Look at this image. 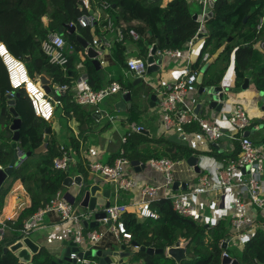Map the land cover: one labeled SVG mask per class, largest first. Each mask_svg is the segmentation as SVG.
<instances>
[{"label":"trees","instance_id":"16d2710c","mask_svg":"<svg viewBox=\"0 0 264 264\" xmlns=\"http://www.w3.org/2000/svg\"><path fill=\"white\" fill-rule=\"evenodd\" d=\"M104 1L110 5L107 13L116 26H120L122 21L130 25L124 29L126 37L133 39L130 35L131 29L138 34L135 42L140 48L138 54L140 57L146 58L154 44H157L158 50H185L188 40L195 37L201 27V23L193 18L194 12L187 0H170L166 4H162L161 0ZM98 7L99 2L95 0L92 8L97 10ZM88 12L89 9H85L80 0H0V42L5 44L12 56L24 63L31 78L39 81L37 74L49 78L52 93L55 92L56 86H69L59 96L61 102L55 106L54 120L46 121L36 115L26 90L14 89L11 86L7 68L0 56V136L3 140L0 146V165L8 166L15 152L12 147L14 131L11 129L14 116L9 110L8 94L14 95L16 110L22 120L18 146L24 153L33 152L0 188V214L17 180L22 181L32 200L31 205L25 208L16 220L7 221L6 227L7 229L9 227L13 234L6 235L5 240L0 242V264H18L15 254L12 252L5 254L4 247L21 238L24 221L40 207L50 203L59 190L65 189L64 180L68 173L66 170L55 168L54 161L61 156V146L67 147L76 155L79 154L80 149L79 139L68 124L69 120L77 121L79 135H82L85 131L83 126H87L95 113L94 109L78 104L75 100L74 79L79 78L81 73L75 67L79 62L84 64L82 72L87 73L90 88L98 90L106 84L102 69L97 70L86 54L81 60L68 51L69 62L64 68L52 63L43 51L44 41L50 34L57 32L64 36L74 53L84 52L82 44L76 38L77 33H69L66 26L71 22H77L79 17ZM213 12L214 16L204 23L208 35L204 38L194 68H201L206 63L203 59L206 53L211 57L220 47L225 46V49L204 74L202 85L219 86L233 56L235 87L242 88L246 73L252 69L255 87L259 91L264 90V51L254 48L258 39L264 37V27L260 31L257 30V24L264 14V0H216ZM105 14L106 12L103 13V17ZM134 21H139V24H132ZM78 29L82 30L80 35L91 43L94 37L102 36L98 26L78 27ZM233 34L234 38L228 43V37ZM125 47V41L118 42L107 55L110 68L115 66L127 69ZM26 56H30V60H26ZM11 58L9 57L8 60ZM22 71L24 72V68ZM138 84L122 86L123 91L131 90L133 98L137 100L127 112V121L130 124L137 122L141 113L138 106L140 105ZM149 91L151 94L153 90L149 88ZM55 120L59 122L62 130L51 133L45 150L36 153L35 150L44 143L46 128L50 130ZM184 129L186 132H193L200 130V127L197 123H192L185 125ZM121 148L125 149V156L130 162L139 160L146 165L151 158L167 157L183 161L201 154L199 150L188 144L171 140L165 135L151 138L137 131L129 132L125 143L120 139V147L117 151L119 152ZM239 153L240 148L238 152L216 154V156L225 159V163H228L237 159ZM116 158L115 154L109 163L113 164ZM81 171L86 178L88 172L82 168ZM121 196V201L127 200L124 192ZM151 207L157 213L156 218L141 219L132 212L124 215L127 230L132 235L131 241L135 239L140 245L165 249L175 245L179 240H189L186 248L188 258L181 264H223L222 243L231 235L229 219H222L218 225L210 224L207 227L200 219L178 213L172 201L163 197L153 201ZM227 251L238 261V264H264L262 230L259 229L243 249H227ZM90 258L98 260L95 257L90 256ZM140 259H143L145 264H177L175 259L166 256L165 253L150 255L141 250L133 253L130 262ZM33 263L49 264V257L42 251L33 257Z\"/></svg>","mask_w":264,"mask_h":264},{"label":"built area","instance_id":"2783aa9c","mask_svg":"<svg viewBox=\"0 0 264 264\" xmlns=\"http://www.w3.org/2000/svg\"><path fill=\"white\" fill-rule=\"evenodd\" d=\"M95 0H80L81 5L85 9L93 10V13H85L79 17L77 22L69 23V27H95L100 28L101 37H94L92 45L98 52V59L101 65H106V55L109 50L114 48L115 44L125 39L124 29L130 26L122 21L120 26H116L115 22L107 13L110 7L109 3L104 0H98L99 11L92 8ZM201 2V26H203L204 17L213 10L212 0H187L188 3ZM214 1V0H213ZM215 3V1H214ZM106 12L103 17V13ZM264 27V14L257 24V30L260 31ZM201 27L199 28L200 31ZM130 34L138 38V34L134 29L130 30ZM197 34L195 35V37ZM193 37L192 39H194ZM67 42L60 33H52L43 43V51L49 56L52 63H56L64 68L69 62L68 51L73 48L70 45L66 52L65 46ZM191 44H193L191 42ZM190 44V45H191ZM104 47L103 49L101 47ZM190 47V46H189ZM264 49V42L262 43ZM157 55L163 54L165 57L174 59L185 58L186 51L183 49H164L157 50ZM151 52V51H150ZM149 52V54H150ZM87 55V49L81 52ZM148 54V55H149ZM0 56L6 64L10 84L14 89L23 88L32 103L33 109L39 117L46 121H51L54 117L55 106L60 104L59 96L65 92L69 86H56L54 95L47 94L40 80L36 81L29 76L24 63L10 54L5 44L0 42ZM13 58L21 63L24 68V75L19 74L10 66L8 58ZM148 57V56H147ZM147 57H130L127 61L126 74L132 72L135 77H146L148 67ZM210 55H204V61H207ZM194 63L190 62V58L185 65H182L180 74L177 78L162 73L160 77L155 79L156 83H151L159 97L158 105L162 117L161 125L165 132H169L174 128H182L185 125L197 123L207 140L214 144H219L225 134L229 135L231 140L239 142L240 153L237 159H233L226 166H216L213 169H207L208 172L200 176L197 184L187 182L185 190L182 184L176 191L173 186L176 182V173L183 165L184 161L173 160L167 157L151 158L148 167L162 176V180L155 184L138 182L132 174L127 171V166L131 162L125 156V149H120V155L113 164L104 163L99 159H92L88 164V172L93 181L99 184H107L111 188V204L108 207L100 206L95 210L84 208L79 210L78 206L70 203L63 192H57L56 197L48 204L40 207L31 217L24 221L21 231V237L30 236L31 233L39 228L45 220V216L49 213H55L58 216V223L70 230L71 238L80 247H89L92 249L102 242L108 233L116 238L132 239L131 233L127 230L124 221V215L133 212L138 218H156L157 213L153 211L151 203L159 198L170 199L174 209L188 217L199 219L205 215L201 210L204 209V202L200 198L203 193L214 194L220 197L218 204L222 205L223 212H218L215 202L209 205V216L211 224L215 225L218 220L224 218L227 210L231 209V235L224 240L227 244L233 242L236 247H243L252 239L256 232L261 229L264 234V142L257 143L250 136H245V131L254 125V120L250 116L245 105L240 101L227 100L223 106L224 117L229 122V131H224L221 124V118L217 116L211 118L202 117L194 112V107L187 103L192 87L196 86L199 68H194ZM75 100L81 105H98L102 103L108 96L123 91L120 82L112 81L109 85L94 90L89 87L87 78L81 77L74 82ZM228 106H230L228 108ZM221 111V112H222ZM111 120L115 118L113 115L108 116ZM131 131L140 132L142 126L131 124ZM128 132V133H129ZM127 133V134H128ZM127 134L123 135L122 142L127 141ZM180 138L183 141L188 140L187 133H181ZM74 153L65 146H61V156L54 161V166L60 170H68L69 166L75 161ZM249 169V171L245 169ZM245 177L240 178V175ZM1 188V186H0ZM189 188V190H188ZM137 190V196L131 198L130 204H122L114 200L118 198L120 191ZM188 190V191H187ZM130 205L136 209L131 210ZM81 206V205H80ZM82 207V206H81ZM102 211L106 214L105 221L111 220V225L104 229L85 228L84 221H94L95 213ZM222 218V219H221ZM207 219V223H209ZM7 227L0 223V242L5 240ZM65 233L49 237L51 243L54 239L64 240ZM89 250V249H88ZM87 251V250H84ZM230 257L227 249L223 251V258ZM71 258H76L78 264H98V260L90 257H78L77 253H72Z\"/></svg>","mask_w":264,"mask_h":264},{"label":"crops","instance_id":"0c3cea01","mask_svg":"<svg viewBox=\"0 0 264 264\" xmlns=\"http://www.w3.org/2000/svg\"><path fill=\"white\" fill-rule=\"evenodd\" d=\"M195 13L200 14V11H196V12H194V14ZM132 24H139V21H134ZM131 37H132V35H131ZM204 38L197 40L196 42L191 44L190 47H186L185 58L181 59L180 61H178L179 59L164 57L161 71L157 72V76L164 73V74H168L169 76H174L175 78H177L180 74V70L182 68V65H185L188 62L189 58H190L191 63H194L197 61V58L199 57V54H200V51L202 48V43L204 41ZM135 40H136L135 37H133V39H131L129 36L126 37V35H125L124 41L126 42V47H125L126 60L128 58L134 57V56L140 57V56H138V54H140V48L136 44ZM151 49L152 48H150L149 52L151 51ZM112 50H113V48L108 51L107 55H109ZM71 52H74V50H72ZM67 55L69 57V53ZM80 55H81V57L79 56L80 59L83 60L85 58V55H82L81 52H80ZM107 55H106V60H107ZM157 57H158V55H157ZM210 58H212V56ZM208 60L206 61V63L208 62ZM5 66H6V64H5ZM201 68H199L200 73H201ZM75 69L81 73L79 75V78L74 79V82L77 81L78 79H80L81 77H85V78L88 77L86 72H82V70L84 69V64L82 62H79L77 64V66L75 67ZM101 69L102 70L104 69L107 71L106 72L107 73L106 79L103 76L105 83H106V84H103L104 85L103 87L109 85L112 81L120 82L119 80H117L116 77L121 75V74H123V75L128 74V73L126 74V70L123 68L120 69V68L115 67V66H114V68H110L108 60H107L106 65H104V66L101 65ZM235 80H236V73H235V69H234V60H233V56H232L230 65L225 72V75L223 77L221 84H223L224 87H228L230 89L229 90V98L231 100L240 101L245 105L250 116L254 120V125L249 129V131H250L249 136L251 138H253L252 135L258 132V133H260V136L256 139H254V141L257 143H263L264 142V110L260 106H258L257 101H255V99H254V97L257 95L258 89L255 87V85L253 83V79H251L249 88L247 90H243L242 88L240 90H237V88L235 87ZM142 81H144V80H142ZM154 83H156V81ZM149 88L153 90V91H151V94H150ZM198 89H199V84L198 85L196 84V86L192 87V89L190 90L189 96L187 97V103L190 106H193L194 108L197 104L198 99L200 98V96L198 94ZM138 92H140V100H139L140 105H138V106L141 109V113L139 115L138 121L134 122V123L136 125L142 126L145 130H147L148 134H146V135H148L151 138H158L161 135H165L166 137L170 138L171 140L178 141V142H184V143L188 144L190 147H192L196 150H199L201 152V154L199 156H197L199 158L198 164L202 169V171L200 173H197L195 170L192 169V167L189 165V163L187 161L188 159L183 160L184 161L183 165L179 168V170L176 173V182H179V185L182 184L183 190H185V188L183 187V183L189 182V183L197 184L198 180L200 179V176H202L203 173L208 172L209 169H213L216 166H225L227 164V163H225V159H223L221 157H217L216 154H218V155L219 154H225V153L231 154L232 152H235V151L238 152L239 142L231 140L229 135H227V134H225V136H223V138L219 142V144H214V143H211L207 140V138L202 133L201 129L200 130L198 129V130L193 131V132H189V131L186 132V130L184 129V126H183L182 128H174L173 130H171L169 132L163 131L162 125H161L162 117H161V114L159 111V105H158L159 97L157 96L158 100L155 101V103L153 105L151 104V102H152L151 95L156 93L154 86L150 83H148V85H147L144 81L143 88L138 89ZM52 94H54V93H52ZM115 94H117V93H115ZM115 94H113V95H115ZM107 99H108V97L102 103H100L98 105H84V106H87L91 109H94L95 113H97V114L93 115L91 117V120L87 124V126L86 125L83 126L85 128L84 129L85 131L82 135H79V129L77 128V121L76 120L72 119V120H69V122H68V124L74 129V132L79 139L80 149H79V154L74 155L75 161L69 166L68 170H66V171H69V173L67 172L68 176H72L75 178L78 176H81L83 178V180H82L83 183L85 182L86 178L84 176V172L81 171V168L85 169L88 172V164L90 163V161L92 159H99L104 163H109L111 161V158H113L115 156V154H116V157L118 158V156L120 155V150L118 152L117 149L120 147V139L122 140L121 137L123 135L127 134L131 130V128H130L131 124H134V123L130 124L127 121V116H128L127 112L130 108H127L124 111H118L114 107V103L121 99V95L116 97L115 99H113V101H108ZM132 103H137V100L132 98ZM215 113H216V111L213 109L204 108V112L200 115L205 116V118H207V117L211 118V117L216 116ZM109 115H113V116H115V118L113 120H111L108 117ZM218 118H221V124L224 127L225 132H227L228 134H229V132H231V133L234 132L233 130L229 131V127H230L229 122L223 116V114H222V117H218ZM60 130H62V129H60L59 122L57 120L53 121V123L51 125L50 132H49V136L51 133L59 132ZM181 133H187L188 134V140L183 141L180 138ZM0 140H2L1 136H0ZM141 163H143V162H141ZM1 166H3V165H1ZM73 168L75 170L74 174H72ZM127 171L129 174H132L134 176V178L139 183L142 182V183L155 184V183H158L159 181L162 180V176L159 175L158 173L152 171L148 167V165H146L145 169L138 172L130 164L129 166H127ZM88 175H90L89 172H88ZM8 177H7V179H8ZM243 177H245L244 174H242V176L240 175V178H243ZM101 185L104 188H110V186L107 184H101ZM179 185H178V187H179ZM67 190H68V188L65 186V189L63 191L62 190L61 191L65 195ZM175 190L178 191L179 188L175 189ZM188 190H189V188H188ZM122 192H124V194H126V196H127V200H125V201H121L122 200V196H121ZM137 193H138L137 190H133V191H124L123 190V191H120L118 198H114V200H116L122 204H130L131 198H134L135 196H137ZM128 195L131 198H129ZM200 198L204 202V209L201 211L204 212L205 215H202L199 219L201 220V222L208 224L210 226L211 220L209 218H207V219H209V223H207V219H206V217L209 216L208 215L209 214V205H211L215 202L217 209H218V212L219 211L223 212V210H221L223 208V206L218 204L220 197L218 195L216 196L214 194L203 193V195H201ZM81 201L82 200L79 197L78 200L75 202V206H78L79 210H83L85 208L81 205ZM31 202H32L31 196L26 191L24 184L22 183L21 180H17L14 183V186H13L10 194L7 196V198L5 200V205H4L2 212L0 214V223H3L6 225L7 221L16 220L19 217V215L21 214V212L25 208H27L31 205ZM130 209L134 210L136 208L132 207L130 205ZM231 214H232V210L228 209L227 214H224L222 217L224 219L225 218L229 219L230 227H231ZM57 217L58 216L55 213L47 214L45 216V220L42 223V225L39 228H37L36 230H34L30 235V237L35 242L40 244V246H41L40 252L44 251L48 255L49 264H51V260L54 259V255L61 251V249L63 247V244H62L63 241L66 239L72 240L70 230H67L66 227L61 226L57 222L58 221ZM220 221L221 220H218L214 224L218 225ZM105 227L106 226L102 225L98 229H104ZM62 232L65 233L64 240L60 241V240L54 239L53 242H51V243L48 241L49 237H55L56 235L61 234ZM12 234H13V231L11 229H9V227H8L6 235L12 236ZM180 241L182 242L184 240H180ZM113 242H117L118 245L126 244L127 245V251L131 252V255H130L128 261L125 262L124 264H145V261L143 259L135 260L134 262L131 263L130 259L133 255V253L138 251L139 249L135 248L134 246H131L130 240H125L122 237L116 238L111 233H108L106 235V237L102 240V242L93 248L108 249L111 246V243H113ZM244 247L245 246L236 247V248L243 249ZM227 248H228V244H227ZM227 248H225V249H227ZM81 249L82 250H88L90 248L86 246V247H81ZM166 256H168V255H166ZM230 257H232V256H230ZM232 258H234V257H232Z\"/></svg>","mask_w":264,"mask_h":264},{"label":"water","instance_id":"95a60500","mask_svg":"<svg viewBox=\"0 0 264 264\" xmlns=\"http://www.w3.org/2000/svg\"><path fill=\"white\" fill-rule=\"evenodd\" d=\"M216 1V0H214ZM214 1L212 0L211 5L214 6ZM90 14L93 13V10L89 11ZM214 16L213 10L208 13L207 16L204 17V22L208 21L210 18ZM193 18L197 21H201V15L198 13H195L193 15ZM247 18H245V21ZM69 33H75L76 29L75 27L70 28L69 25L66 26ZM208 35V32L206 28L201 26L200 31L197 33V36L194 39L188 40L186 43V47H189L191 42L194 43L199 39H202ZM77 40L80 44H82L84 49H87V56L92 60L93 64L96 66V69H101V62L98 59L99 52L90 45V42L86 40L84 37H82L80 34H77ZM234 38V34L230 35L227 39V42H231ZM264 42V37H260L256 44L254 45V48L264 51L262 47V43ZM70 44H66L65 50L66 52L69 50ZM104 48L103 46L101 47ZM225 49V46H222L218 49V51L208 60V62L201 68V73L198 75L197 82L199 84L198 94L200 98L197 101V104L194 108V112L196 114H202L204 112V108L213 109L216 112H220L223 109L224 103L229 99V88L224 87L223 84H220L219 86H204L202 85L203 82V76L206 73V71L209 69V67L212 65V63L217 60L220 55L223 53ZM157 50L158 46L157 44H154L150 54L147 57L148 67L146 70V75H150L153 73H157L161 71L164 55L159 54L157 57ZM30 56H26V60H30ZM37 78H39L44 90L47 94L52 93L51 88V80L47 78L45 75H39L37 74ZM251 79H253V70L251 69L249 72L246 73L245 81L242 85L243 90H247L249 88ZM142 82V77H137L134 80L133 85H137L138 83ZM140 95V92H138ZM8 104H9V110L11 114L14 116V119L11 124V129L14 131L13 137H12V147L15 149L14 156L8 166H1L0 165V186L3 185L5 180L8 176L12 175L15 169L27 158L29 157L33 152L29 151L27 153H24L22 150H20L18 146L19 138H20V129L22 125V120L19 116L18 111L16 110L15 106V98L13 94H8ZM133 98V92L131 90H125L121 93V99L116 101L114 103V107L118 111H124L127 108H131ZM255 101H257L258 106H260L264 110V90H261L257 92V95L254 97ZM151 104L153 105L155 101L158 100L157 93H154L151 95ZM99 113V112H98ZM95 113L94 115H96ZM49 128H46L44 143L38 147L35 152L39 153L45 150L48 139H49ZM142 133L148 134V131L144 128L141 129ZM245 136L250 135V131H245ZM3 141L0 140V146L2 145ZM188 163L192 167L193 170H195L197 173H200L202 171L201 167L199 166V158L197 156H191L188 158ZM131 165L133 168L140 172L143 169L146 168L145 163H141L139 160H133L131 162ZM249 171V169H245ZM69 173V171H67ZM83 178L81 176L78 177H72L67 176L64 180V186L68 188L67 192L65 193V198L72 204H75V202L78 200V198H81V205L85 208H89L90 210H95V208H99L101 205L108 207L111 204V200L109 198L111 197V188H104L101 184H99L97 181L93 182H85L83 183ZM179 182H175L173 188L178 189ZM183 187H187V183H183ZM83 191V194L80 196L81 192ZM106 217V214L102 211H98L95 213V220L88 222L84 221L85 228H99L102 225L108 226L111 225V220L105 221L104 218ZM208 227L209 225L206 224ZM63 247L59 253H56L54 255V259L51 260V264H78L76 258H71L72 253H77L78 257H95L98 259V264H124L128 261L131 252L127 251V245L126 244H120L118 245L117 242L111 243V246L108 249H98V248H92L87 251H84L81 249L80 246L77 245V243L74 240H64L63 241ZM189 244V240L187 241H177L175 245L169 246L167 248H154L152 246L146 247L143 245H140L135 239L131 241V246H134L135 248H138L141 251H144L150 255L154 254H162L165 253L169 257H172L176 260L177 264H181L183 260L187 259V252L186 248ZM119 247V248H118ZM222 248H227V242L222 243ZM41 251V246L37 242H35L30 236L21 237L13 244L4 247V253L12 252L15 254V256L18 258V264H34L33 263V257L34 255H37ZM223 264H238V261L232 257H225L223 259Z\"/></svg>","mask_w":264,"mask_h":264},{"label":"rangeland","instance_id":"374dc122","mask_svg":"<svg viewBox=\"0 0 264 264\" xmlns=\"http://www.w3.org/2000/svg\"><path fill=\"white\" fill-rule=\"evenodd\" d=\"M170 0H161V3L162 4H166L167 2H169ZM189 6H190V8H191V10L193 11V12H196V11H201V2H199V1H196V2H192V3H189ZM98 8H100V6L98 7ZM97 11H99V9H97ZM82 32V30L81 29H77L76 30V33L77 34H80ZM71 55H73L74 57H76V58H79V56L81 57V55H80V53H77V52H71L70 53ZM143 58H144V56H143ZM107 71L106 70H102V73H103V76H104V78L106 79V77H107V73H106ZM18 73V72H17ZM19 74V77L21 76L22 77V75H24V72L23 71H21V72H19L18 73ZM156 77H160V75H158L157 76V73H153V74H150V75H146V77L144 78V81H145V83L148 85V83H154L155 82V79H156ZM117 78V80H119L120 82H121V84H122V86H127V85H129V84H133V82H134V80L136 79V77H135V75L132 73V72H128V74L127 75H123V74H121V75H119V76H117L116 77ZM108 79V78H107ZM144 81H142L140 84H138L139 86L137 87V86H135V87H137V89H142L143 88V86H144ZM237 90H240V89H238L237 88ZM55 91H56V89H55ZM121 93H122V91H119L117 94H115V95H110V96H108V101H113V99H115L116 97H118V96H120L121 95ZM230 106H228V108H229ZM0 114H1V107H0ZM222 114L224 115V113L223 112H216L215 113V115L217 116V117H222ZM207 118H210V117H207ZM260 136V133H255V134H253L252 135V139L254 140V139H256V138H258ZM74 168L72 169V174H74ZM85 182H93V179L91 178V176L90 175H88L87 177H86V179H85ZM84 182V183H85ZM83 194V191L81 192V194H80V196ZM228 250H230V249H232V250H235V249H237L236 248V246L234 245V243L233 242H231V243H229L228 244V248H227Z\"/></svg>","mask_w":264,"mask_h":264},{"label":"bare ground","instance_id":"6f19581e","mask_svg":"<svg viewBox=\"0 0 264 264\" xmlns=\"http://www.w3.org/2000/svg\"><path fill=\"white\" fill-rule=\"evenodd\" d=\"M9 64L16 72H20L23 70L22 64L18 63L17 60L15 61L13 58L9 60Z\"/></svg>","mask_w":264,"mask_h":264},{"label":"clouds","instance_id":"9594fccd","mask_svg":"<svg viewBox=\"0 0 264 264\" xmlns=\"http://www.w3.org/2000/svg\"><path fill=\"white\" fill-rule=\"evenodd\" d=\"M204 25V24H203Z\"/></svg>","mask_w":264,"mask_h":264}]
</instances>
